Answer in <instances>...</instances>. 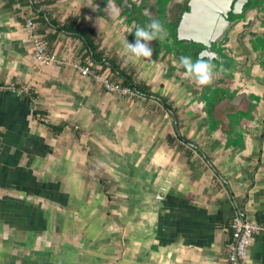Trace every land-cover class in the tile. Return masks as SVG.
<instances>
[{
	"label": "crops",
	"instance_id": "0c3cea01",
	"mask_svg": "<svg viewBox=\"0 0 264 264\" xmlns=\"http://www.w3.org/2000/svg\"><path fill=\"white\" fill-rule=\"evenodd\" d=\"M18 1L0 0V85L31 94L0 89V264H230L235 207L264 225V67L250 36L262 16L224 38L230 91L255 105L230 119L223 100L214 124L205 84L170 53L130 52L115 0H43L38 31L62 60L50 66L35 58ZM75 17L150 94L111 93L81 74L95 62L85 41L51 23ZM246 264H264V232Z\"/></svg>",
	"mask_w": 264,
	"mask_h": 264
},
{
	"label": "trees",
	"instance_id": "16d2710c",
	"mask_svg": "<svg viewBox=\"0 0 264 264\" xmlns=\"http://www.w3.org/2000/svg\"><path fill=\"white\" fill-rule=\"evenodd\" d=\"M115 1L119 4H123V1L127 2L126 4L122 5L121 15L124 17L125 21L128 22V25L132 27L131 28L132 39H135V29L138 26L147 27L153 18L159 19L161 21L165 29V34L162 36H158L157 38H154L150 42L151 46L153 47V54L156 51L158 50L160 51V49L164 48L167 53H170L173 56L170 57H172V59L174 58L176 62L180 64V69L184 72H186V69L183 66V64L180 62V57L182 55H189L191 57L193 56L194 60L199 58L197 55L200 48H198L197 50L192 49V43L193 44H201V43L177 39V28L179 22L182 18V15L187 10L189 6V2L191 0H115ZM37 15H39L38 20L43 24H45L47 19H45L44 16L45 12L42 11V8L37 10ZM77 21L78 18L75 17L70 19L68 22H65L62 25H59V23L56 20L55 21L51 20V23L57 27L58 31L72 32L83 38L86 46L88 47V53L91 54V57L95 60V62L101 63L103 69H105L106 67H110V69L113 72H115L118 77L122 78V82L124 85H127L131 88L138 90L143 95L150 94V90L146 85L135 81L133 76L128 72H126L124 69H122L120 65L116 63L115 60H113L112 58L105 57L104 51L100 50L99 44L95 40L94 31L90 28H86L82 26L81 24H77ZM40 32L43 33L44 31L40 30ZM56 36H57L56 34L49 36L48 42L51 44L52 41L56 39ZM222 40H223V36H220L218 41H216L217 45H219V42ZM216 54L219 55V53L217 52ZM212 60L217 61L216 55L212 57ZM221 91L224 92L225 89L220 87L216 89L215 92L220 93ZM208 99H211V97ZM163 102L166 105V107L170 108V106L167 104V100L164 99ZM206 102H207L206 106L209 107V100H206ZM173 112L176 115V110H174ZM243 112H245V114L247 113L246 111ZM39 113L42 114L39 111L36 112L35 114H39ZM218 115H220L219 112ZM207 116L212 119L211 122L214 124L215 123L217 124L219 123V121H221L220 118H217L214 115V108H212V113L208 111ZM225 117L228 119L227 115H225ZM46 124L50 128H52L54 132L58 134H60L64 129L63 124L54 125L50 122H46ZM179 137L183 141L188 140V138H186L185 136L181 135Z\"/></svg>",
	"mask_w": 264,
	"mask_h": 264
},
{
	"label": "built area",
	"instance_id": "2783aa9c",
	"mask_svg": "<svg viewBox=\"0 0 264 264\" xmlns=\"http://www.w3.org/2000/svg\"><path fill=\"white\" fill-rule=\"evenodd\" d=\"M21 0L15 4V9L18 16L24 22V30L27 37L34 45L35 58L38 62L45 66L59 64L62 60L53 52L43 35L38 31V24L35 16L37 10L43 7L42 0ZM82 75L90 76L99 82L106 91L111 93H120L124 95H131L134 97H142V94L127 85H124L122 80L113 78L109 68L103 69L98 66L97 62L87 60L80 67ZM0 89L8 90L17 95H30V88L28 86H18L10 84L7 86L0 85ZM1 223V214H0ZM231 227V237L227 243V258L230 264H246L249 257L250 246L254 241V237L259 232H264V225L252 220L245 209L236 206L229 222Z\"/></svg>",
	"mask_w": 264,
	"mask_h": 264
},
{
	"label": "flooded vegetation",
	"instance_id": "af4514ba",
	"mask_svg": "<svg viewBox=\"0 0 264 264\" xmlns=\"http://www.w3.org/2000/svg\"><path fill=\"white\" fill-rule=\"evenodd\" d=\"M256 4H257V6H256ZM254 13H259L262 16L261 21H260V23H261L260 28L256 29L257 33L250 34L251 38L254 39L253 41H255L256 36L264 35V2L260 3V0H249L243 9V12L240 14H237V13H234L233 11H231L229 13V21H228V26H227L226 31L228 30V33H230L231 31H233L234 29H236L240 25H245L248 21H251V19L255 17V15H254V17L252 16V14H254ZM248 14H250V15L248 16ZM248 23H250V22H248ZM227 34L223 35V40L219 42L220 46L217 45L216 41H218V39H219V38H217L216 41L211 42L209 45L193 44L192 43V49L197 50L198 48H200L198 51V55H197L198 57L201 54L202 50L206 49L207 51L205 54L207 56H205L204 58H201V57H199V58L207 60V61H210L209 60L210 54L216 55L217 61L212 60L214 62L211 63L213 65V75L214 76H212L211 82L203 85L205 88V92H207V94H208L207 97L208 98L211 97V99L207 98V100L213 101L215 98H216V100L218 99L216 104H214V106L212 107V108H214V110L216 109L217 104L221 103V101H223V100L227 101L229 105H228V108L225 107V110H227V112L230 115L235 116V113L237 111H241V112L245 111L243 109L244 106L250 105L251 107H253L255 105V103L252 102L253 98H251V97H249V98L244 97V98L238 99L237 95H236V91H230L231 90L229 88V85H230L229 82L230 81L228 80L230 78L229 77L230 75L228 76L227 73L229 72L230 65H231L230 63L233 60V58H232L230 51L227 50L224 46V38L226 37ZM219 48H221L222 51L219 52ZM255 49L258 52L259 57H260V65L264 67V51L262 50V48L260 46L255 47ZM216 52L219 53V55L216 54ZM192 58H194V57L192 56ZM225 60H227V62H226L227 64H224ZM216 62H219V63H216ZM215 64H217V65L215 66ZM222 64H223V66H222ZM224 85H226V87ZM220 87L224 88L225 91L224 92L221 91L220 93L215 92L216 89H218ZM226 89H227V91H226ZM203 92H204V90H203ZM254 100H256V103H257V101H259L258 99H254ZM249 101H251V103ZM206 105H205V107L208 109V111H210L212 113V108H209ZM222 111H224V109H222ZM206 117H208V116H206ZM209 119H210L209 122H211L212 119L210 117H209ZM262 123H264V119H262Z\"/></svg>",
	"mask_w": 264,
	"mask_h": 264
},
{
	"label": "water",
	"instance_id": "95a60500",
	"mask_svg": "<svg viewBox=\"0 0 264 264\" xmlns=\"http://www.w3.org/2000/svg\"><path fill=\"white\" fill-rule=\"evenodd\" d=\"M248 1L191 0L179 22L177 39L209 45L225 34L229 21V13L231 11L237 14L242 13ZM206 51V49L202 50L199 57L204 58L207 56L205 54ZM213 56L215 55L210 54L209 60H212ZM206 100L207 97L203 99L204 105L207 103Z\"/></svg>",
	"mask_w": 264,
	"mask_h": 264
},
{
	"label": "clouds",
	"instance_id": "9594fccd",
	"mask_svg": "<svg viewBox=\"0 0 264 264\" xmlns=\"http://www.w3.org/2000/svg\"><path fill=\"white\" fill-rule=\"evenodd\" d=\"M165 34L163 24L159 19L153 18L150 24L145 26H138L135 29V42L127 41V48L132 54L137 57H152L153 47L150 42ZM180 62L186 69V73L189 76H195V78L201 83L206 84L211 82L213 76V65L204 59H196L189 55H182Z\"/></svg>",
	"mask_w": 264,
	"mask_h": 264
},
{
	"label": "rangeland",
	"instance_id": "374dc122",
	"mask_svg": "<svg viewBox=\"0 0 264 264\" xmlns=\"http://www.w3.org/2000/svg\"><path fill=\"white\" fill-rule=\"evenodd\" d=\"M264 1L263 0H260V3H263ZM127 2L126 1H123V4H119V3H115L114 5H113V10H115L118 14H120L121 13V11H122V5H124V4H126ZM256 6H257V4H256ZM255 6V7H256ZM101 9L102 10H105L106 8H105V4H102V7H101ZM250 14H248V16H249ZM119 17V16H118ZM119 20L120 21H122V24L123 25H125V26H128L129 28H128V32L130 33V35H132V27L131 26H129L128 25V22H126L125 21V19H124V17L121 15L120 17H119ZM228 33V30L225 32V34H227ZM255 41H254V45L255 44H257L258 46H260L261 48H262V50L264 51V35H259V36H256L255 37ZM254 39H252V41H253ZM220 51H222L221 50V48H219V52ZM225 52V51H224ZM226 53V52H225ZM173 57V56H172ZM210 63H212V62H214V61H212V60H210L209 61ZM216 63H219V62H216ZM217 64H215V66H216ZM211 89V88H210ZM218 100V99H217ZM217 100H216V98L213 100V101H211V100H209V108H212V106L214 105V104H216V102H217ZM211 115V114H210ZM239 117V116H238ZM234 118V116H232V115H230V119H233ZM211 123V122H210ZM187 147V146H186ZM188 148V147H187Z\"/></svg>",
	"mask_w": 264,
	"mask_h": 264
}]
</instances>
